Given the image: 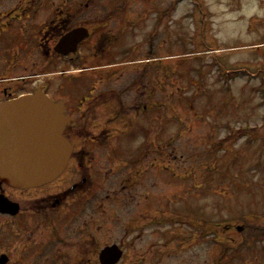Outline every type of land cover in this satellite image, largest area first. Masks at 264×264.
Segmentation results:
<instances>
[{
  "label": "rangeland",
  "instance_id": "1",
  "mask_svg": "<svg viewBox=\"0 0 264 264\" xmlns=\"http://www.w3.org/2000/svg\"><path fill=\"white\" fill-rule=\"evenodd\" d=\"M4 1L0 13L33 3L29 19L11 22L5 33H55L66 21L67 28H89L88 44L101 37L105 52L92 59L90 49L83 50L85 69L112 58L146 61L145 112L127 106L135 99L128 85L144 69L129 63L96 76L83 72L90 82L63 91L77 97L90 83L93 94L107 93L116 108L127 106L109 146L78 140L97 149L115 191L131 180L129 206L147 216L146 240L136 243L140 252L147 249L146 260L129 257L127 263L264 264V0ZM116 40L121 43L114 48ZM81 70L69 66L67 77ZM51 77L53 87L62 83ZM123 123L145 129L128 133ZM171 208L178 214L161 224ZM13 232L11 221L0 217V255H13ZM12 257L10 264H18Z\"/></svg>",
  "mask_w": 264,
  "mask_h": 264
},
{
  "label": "flooded vegetation",
  "instance_id": "2",
  "mask_svg": "<svg viewBox=\"0 0 264 264\" xmlns=\"http://www.w3.org/2000/svg\"><path fill=\"white\" fill-rule=\"evenodd\" d=\"M5 3L6 1L0 0V11L6 10L3 8ZM32 5L28 1L23 10L18 8L20 12L16 13L15 9H11L0 13V18H5L0 22V102L35 93L38 89L54 100H62L66 114L71 118L65 135L73 144L74 151L63 174L49 184L29 189H13L0 181V194L12 203V213L0 212L3 221H11L14 231L13 255L2 254L8 259L6 264L12 262V256L18 264H112L114 261H117L114 264H128L129 257L137 256L146 260L147 249L140 252L136 245L146 240L147 216L142 211L138 212V208L133 212V208L129 206L133 197L130 190L133 183L128 179V185H121L119 191H115L113 176L100 170L97 149L94 151L86 147L89 142L96 148L107 144L110 133L116 130V117L125 115L128 112L125 111L127 106L130 112L142 113L147 109L145 60L115 62L112 58L106 64L85 69L84 62L88 57L86 55L87 59L83 58V50L89 48L85 52L90 51L92 59H97L105 52L101 47L105 44L104 40L97 37L88 44L93 35L90 33L88 38L78 44L76 52L67 55L60 53L58 46L72 29L67 28L66 21L60 23L55 33L50 30L46 33H5L11 29V22L29 19L32 11L27 7ZM61 16L60 20H63L65 15ZM126 34L122 43L119 40L114 42V48L119 43L126 44ZM139 54H142L141 51ZM82 58L84 61L80 66ZM128 63L134 65V68L139 66L144 69H140L139 75L135 74L134 81L128 85L133 88L128 93L131 95L135 92V99L126 107L120 103V109L116 108L113 98L107 93L93 94V85L90 87V83L82 95L78 94L77 97L68 94L65 96L63 92L68 85L90 82L92 79L84 77L85 72L93 71L96 76L101 69L119 68ZM69 66L81 67V72L84 73L68 78ZM52 75L59 76L62 83L53 87ZM109 75L111 76L110 73ZM107 79L110 80L109 77ZM106 84L102 88H109ZM123 91H120L122 97ZM53 92L61 95L56 96ZM100 111L103 114H99ZM123 124L126 129L130 127L128 133L132 132L131 129H136V133H139L137 129H145V126ZM92 133L96 136L88 137ZM82 139H88L86 146L78 141ZM139 149L146 150L144 144L139 145ZM114 153L115 151L112 157ZM109 156L110 154L108 159ZM136 185L137 182H134V186ZM169 185L168 183V187ZM169 192L173 193L171 186ZM171 210L165 211L164 215L159 212L163 215L161 224L170 221V214H178L176 210ZM190 215L193 216V212ZM220 259L221 255L218 260Z\"/></svg>",
  "mask_w": 264,
  "mask_h": 264
},
{
  "label": "water",
  "instance_id": "3",
  "mask_svg": "<svg viewBox=\"0 0 264 264\" xmlns=\"http://www.w3.org/2000/svg\"><path fill=\"white\" fill-rule=\"evenodd\" d=\"M88 33L84 27L72 30L59 44V52L76 51ZM69 123L64 102L51 99L41 90L1 102V183L13 189H29L56 180L73 153V145L64 135ZM0 212L12 213V203L1 194ZM7 260L6 255L0 257L1 264Z\"/></svg>",
  "mask_w": 264,
  "mask_h": 264
},
{
  "label": "trees",
  "instance_id": "4",
  "mask_svg": "<svg viewBox=\"0 0 264 264\" xmlns=\"http://www.w3.org/2000/svg\"><path fill=\"white\" fill-rule=\"evenodd\" d=\"M228 77H230V76H228Z\"/></svg>",
  "mask_w": 264,
  "mask_h": 264
}]
</instances>
